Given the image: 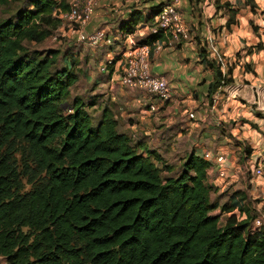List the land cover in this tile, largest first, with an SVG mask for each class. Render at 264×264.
Here are the masks:
<instances>
[{
    "label": "trees",
    "instance_id": "16d2710c",
    "mask_svg": "<svg viewBox=\"0 0 264 264\" xmlns=\"http://www.w3.org/2000/svg\"><path fill=\"white\" fill-rule=\"evenodd\" d=\"M28 1L0 20V257L7 264H264V230L249 229V213L240 219L245 194L213 200L212 163L203 155L191 151L179 173L164 176L173 164L155 149L140 151L110 109L94 123L82 98L70 101L78 73L56 68L59 52L38 58L25 44L58 28L55 12L68 0ZM244 4L257 8L256 0ZM162 5L149 14L134 9L122 26L152 27ZM229 11L228 27L240 8ZM160 36L140 42L153 47ZM211 66L210 95L234 81L231 67L224 73L215 58Z\"/></svg>",
    "mask_w": 264,
    "mask_h": 264
},
{
    "label": "crops",
    "instance_id": "0c3cea01",
    "mask_svg": "<svg viewBox=\"0 0 264 264\" xmlns=\"http://www.w3.org/2000/svg\"><path fill=\"white\" fill-rule=\"evenodd\" d=\"M168 1L170 0H100L85 31L92 32L104 27L110 30V36L113 37L114 42L122 39L124 44V34L131 35L136 41H141L150 34L149 27L140 21L134 32L130 33L122 26L123 21L129 19L134 9L140 8L145 14H149L152 6ZM229 7L240 8L235 18L236 23L231 24L230 27L227 25L230 18ZM180 9L183 10L182 13L191 30V38L170 44L163 43L160 36L159 41L152 47L151 53V70L154 74L167 77L172 89V98L159 104L158 114L147 115L150 121L154 122L147 119L144 110L150 102L158 101V99L142 95V90L129 91L125 89L127 87L119 84H110L111 97L114 96L112 100L110 99L111 103L119 112L123 110L128 114L126 118L128 123L124 124L125 130L122 131L131 136L133 143L140 144V151L155 149L166 160L167 155L165 156L161 148H158L162 144L155 145V138L154 140L152 137L148 138L146 134L143 135V139L148 138V140L137 139V134L133 131H136L140 125L144 130H150L155 124L158 127L167 124L158 130V132H167L168 136L172 135V139L166 142L162 140L163 135L159 136L158 141L161 139L166 147L168 146V148L162 146L163 149L173 148L171 150L177 155L180 146L183 145L180 140L182 132L185 133L184 137L192 138V143L196 146V148L191 147L183 157L193 150L200 155L208 150L214 155L224 154V161L219 164L214 163L209 169V181L223 179L219 176L220 169H226L228 173L224 179L235 178L238 174L244 175V167L248 166L251 172V162L264 147V45L259 44L264 42V17L259 23L263 30V37L260 39L257 35L259 28L257 27L258 30L255 31L256 27L251 25L250 18L245 15L253 11L244 4V0H214L210 6L205 3V0H181ZM256 11L258 8L254 12ZM137 36L140 38L138 39ZM209 37H213L218 50L224 52L227 69L232 68L234 79L233 83L220 87L211 95L209 88L215 80V71L211 66L214 56L207 40ZM258 45H261L259 49ZM247 46L253 47L247 48ZM119 64L118 59L117 65ZM214 101L219 108H216V105L207 107ZM215 109L221 113L224 121L232 123V131L236 139L243 142L244 148L239 147L240 154L237 158H235V151L227 145L218 149L211 148L213 133L205 123L208 121L209 113H214ZM190 111L197 114L196 120H191ZM114 117L119 123V114H114ZM234 122L237 123L234 125ZM178 132L180 137L176 136ZM225 133L221 130L219 136L228 139ZM174 140H176L175 143H173ZM246 148L251 151L248 152ZM243 160H246V166ZM259 189L264 191V186Z\"/></svg>",
    "mask_w": 264,
    "mask_h": 264
},
{
    "label": "rangeland",
    "instance_id": "374dc122",
    "mask_svg": "<svg viewBox=\"0 0 264 264\" xmlns=\"http://www.w3.org/2000/svg\"><path fill=\"white\" fill-rule=\"evenodd\" d=\"M29 1L28 0H18L16 2H11L8 5H0V20L8 19V18H15L18 11L26 8L28 6ZM97 7V5H96ZM95 7V9H96ZM257 8L258 11L245 14L246 17L250 18L251 25L253 24L254 27L259 28V32L257 35L260 37V39L263 37L262 32L259 23H261L262 18L264 17V1L263 0H257ZM183 12V10H182ZM86 28V27H85ZM101 29H104L109 35H111L110 30L105 29L104 27H101ZM79 26L74 25L71 26L69 23L62 18H60V23L58 25V28L53 29L52 33L42 42H30L27 41L25 44L28 48L29 54L36 55L38 58H44L49 53L59 52V61L57 63L58 69L62 68H69L72 69L75 72H78L79 76V82L72 87L71 89V97L70 101H72L75 97L82 98L89 106L88 109L90 113L93 115V122L96 123L105 108L110 109L114 114H119V127L118 131L123 132L122 130L124 128V124L126 125L127 122V115L123 110L119 112V110L116 109V106L113 105L111 102V91H110V84H111V78H112V72L114 69L118 68L119 65H117L118 59L121 57V48L123 46L122 39H118L117 41H113L112 45L102 44L98 47H93L82 40H79ZM255 31H257L255 29ZM114 32V30H113ZM114 35V34H113ZM112 35V36H113ZM139 39L140 36H137ZM113 40V37H112ZM120 42V43H117ZM259 44H263L264 42H260ZM253 47V46H252ZM248 47L247 48H252ZM118 48V49H117ZM259 49L260 47L257 46ZM220 53L224 55L223 51L220 50ZM263 55V54H262ZM226 61V60H225ZM103 63V64H102ZM113 65V69L111 70V66ZM103 66H107V71H104L102 69ZM126 90L133 91L130 88H125ZM134 91H140V90H134ZM141 94L147 97V93H144L141 91ZM154 99L156 97H153ZM111 99V100H110ZM216 105V108L218 107V104L214 101L210 103L209 106ZM112 108V109H111ZM126 114V115H125ZM147 119L150 121L147 116ZM150 122H154L151 120ZM220 122V124L218 123ZM237 122H234V125ZM210 131H212L213 135L211 136V142H212V149H218L219 147L223 146H229L232 148V150L235 151V158L238 157L240 154L239 147H243V142L238 141L236 139V136L234 135L232 128L233 126L231 122L224 121V118H222L221 113L218 112L215 109L214 113H209L208 115V121L205 123ZM167 124H163L162 126H166ZM142 127V128H141ZM158 127L157 124L150 129V130H144L143 126L140 125L137 127L135 132L136 138H142L143 135H148L147 137L154 140L155 138V145H160L166 147V144L162 142L166 140L172 139V135L168 136L167 132H158V130L161 128ZM252 128V127H251ZM222 131H225V136H227L228 139L221 138L219 136V133ZM156 133V136H154ZM180 132L176 133V136L180 137ZM131 134V133H130ZM172 134V133H170ZM181 137V143L183 144L180 146V149L175 155L173 151L170 149H163L162 146L158 147L161 148L165 156L167 155L166 161L170 164H173L174 170L173 172H169L167 170H163L162 173L164 176H170V175H176L181 170V164L184 160L186 152L189 151V149L196 148L195 145L192 143V138L184 137L185 133H182ZM264 134V133H263ZM163 135L162 140L158 139L159 136ZM146 137V138H147ZM143 139V140H148ZM169 138V139H168ZM152 141V140H151ZM178 141V139H177ZM229 143H224L228 142ZM176 140L173 141L175 143ZM152 146H154L152 144ZM170 146V143H169ZM156 147V146H154ZM198 148V147H197ZM180 158V159H179ZM246 161V160H245ZM243 160V164L246 166V162ZM241 162V161H240ZM160 166L162 164L158 162ZM245 168V174H238L235 178H229V179H219L217 181H210V183L214 186V190L212 191V199L213 200H220L221 203L228 202L231 200V198L235 195L237 196V192L241 191L245 194V214H239L240 219H244L245 216L249 213L250 216H257L262 207L264 206V191L260 190L259 188L261 186H264V181L259 180L255 178L251 174V172L248 170V166ZM243 168V169H244ZM25 184V191H28L31 188V185L27 183L26 178L24 179ZM238 212V211H237ZM214 213H219V210L214 211ZM248 214V215H249ZM227 217V214H223L221 216V222H224ZM0 264H7L6 259L4 257H0Z\"/></svg>",
    "mask_w": 264,
    "mask_h": 264
},
{
    "label": "built area",
    "instance_id": "2783aa9c",
    "mask_svg": "<svg viewBox=\"0 0 264 264\" xmlns=\"http://www.w3.org/2000/svg\"><path fill=\"white\" fill-rule=\"evenodd\" d=\"M213 1L205 0V3L210 6ZM99 2L100 0H68L69 8L67 10L59 9L55 14L71 26H79V40L93 47L102 44L109 45L113 43V40L104 29L98 28L92 32L85 31V27ZM180 4L181 0H170L163 3L155 16L154 24L149 28V33H160L162 35L163 43H179L191 38V30L180 9ZM207 40L212 55L221 64V68L225 73L227 64L224 56L218 50L213 37H209ZM151 53L152 46L150 44L136 41L131 35L124 34V44L119 59L120 64L112 72L111 78L112 85L119 84L130 89L142 90L149 96L156 97L158 101L150 102L144 110V114L150 116L159 113L160 103L167 102L172 98V89L167 77L154 74L151 70ZM102 69L107 71V66H103ZM189 117L191 120H196L197 114L190 111ZM203 156L212 165L222 163L225 159L224 154L214 155L210 150L204 152ZM250 166L253 176L264 181V147L259 150L258 156L253 159ZM219 176L223 179L226 178L228 176L226 169H220ZM249 229L251 231L264 230V206L260 213L251 220Z\"/></svg>",
    "mask_w": 264,
    "mask_h": 264
}]
</instances>
